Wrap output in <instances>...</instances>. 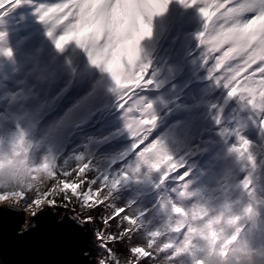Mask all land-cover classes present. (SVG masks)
Returning <instances> with one entry per match:
<instances>
[{"label":"rangeland","instance_id":"374dc122","mask_svg":"<svg viewBox=\"0 0 264 264\" xmlns=\"http://www.w3.org/2000/svg\"><path fill=\"white\" fill-rule=\"evenodd\" d=\"M12 11L8 15L14 18ZM178 23L176 14L163 20L153 28L152 38L144 42L153 69L159 72L157 80L163 83L159 89L142 90L140 95L155 98L160 119L153 138L167 139L171 153L187 163L182 171H191L189 180L180 184L169 175L175 180L159 190L166 171L149 173L144 168L129 171L127 178L122 175L130 166L119 169L121 164L113 162L132 140L122 131L115 97L104 92V84L98 85L101 98L97 102L70 123L57 126L67 109L101 80V74L74 45L61 54L49 39L28 49V55L19 58L21 53L17 52L16 60L10 62L0 55V207L14 201L23 208V193L31 205L29 216L22 211L27 218L25 227L34 214L45 209L71 207L98 237L111 243L115 255L104 253L98 239L95 264H113L114 260L116 264H140L147 253L156 257H149L148 264H170L162 253L157 254L159 250L148 247L155 242L152 232L162 225L159 231L165 247L161 250L175 248L179 253L175 264H192L194 260L202 264H264V143L249 120L257 114L236 100L225 103L226 91L206 78L207 69L196 55L194 32H186L178 44L173 32ZM8 46L5 43L0 48ZM69 59L71 66L66 62ZM181 61L188 66L177 72ZM19 93L27 99L18 96L13 101ZM212 105L224 107L219 127ZM114 114L116 118L109 120ZM240 122L247 124L243 134L255 145L252 152L257 156L258 170L252 169L247 157L238 160L229 151L237 143L235 130ZM17 125L27 133L23 146L13 143ZM45 159L50 168L42 166ZM249 174L251 186L246 190L241 182ZM109 175L120 176L118 187L103 182ZM97 180L101 181L99 191L94 187ZM9 182L15 190L9 189ZM127 197L128 203L133 199L146 201L149 213L130 216L132 219L124 213L117 216L123 209L120 202ZM34 200L41 203L32 204ZM127 217L128 225L117 233L116 226ZM149 221L153 230H147ZM112 237L116 243L111 242Z\"/></svg>","mask_w":264,"mask_h":264},{"label":"snow or ice","instance_id":"6c2138e0","mask_svg":"<svg viewBox=\"0 0 264 264\" xmlns=\"http://www.w3.org/2000/svg\"><path fill=\"white\" fill-rule=\"evenodd\" d=\"M173 2L183 8H198L202 28L195 39L199 42L200 62L207 69L206 78L214 87L226 91L225 103L236 100L257 114L255 119L249 117V120L264 143V0H57L37 6L40 21L48 26L47 36L56 52L63 54L74 45L84 54L88 65L101 74V80L67 109L57 121V126L70 123L97 102L101 98L98 85L104 84V92L115 97V107L123 121L122 131L127 132L132 140L119 160L113 162L121 164L119 169L130 166L128 171L122 172L125 178L129 171L140 172L144 168L149 173L166 171L168 175L163 178L165 184L169 175L175 176L180 184L186 183L191 175L190 170L182 171L187 163L180 162L171 153L166 138H153L160 118L155 103L140 95L144 89H159L162 86L163 82L157 80L159 72L153 69V60L145 51L144 42L152 38L155 18L162 16ZM31 3L32 0H0V20L10 11ZM5 35L0 33V43L5 40ZM0 55L12 60L13 51L10 47L0 48ZM66 62L71 66L70 59ZM40 75L46 78L44 74ZM18 96L27 99L19 93L12 100L15 101ZM211 107L217 111L214 120L219 127L224 120V107ZM246 128V123H239L235 130L237 143L229 151L235 153L238 160L247 157L252 169L258 170L257 156L252 152L255 145L243 134ZM26 137L24 129L17 125L13 143L23 146ZM42 166L50 168L51 164L45 159ZM103 182H111L118 187L120 176L113 178L109 175ZM241 183L244 189H249L251 174ZM100 184V180L95 181L96 191L100 190ZM20 195L23 197V208H29L31 205L27 197L23 193ZM40 203V200L32 201V204ZM126 211L122 209L117 216ZM185 231L186 228L181 229V238ZM98 239L104 253L115 255L111 252V243L103 237ZM111 242H117L115 237ZM162 254L170 264H175L179 253L171 248ZM149 257L156 258L147 253L140 264H148ZM113 264H116L115 260ZM192 264L202 262L194 260Z\"/></svg>","mask_w":264,"mask_h":264},{"label":"water","instance_id":"95a60500","mask_svg":"<svg viewBox=\"0 0 264 264\" xmlns=\"http://www.w3.org/2000/svg\"><path fill=\"white\" fill-rule=\"evenodd\" d=\"M26 224L22 211L0 207V264L96 263L98 236L71 207L45 209Z\"/></svg>","mask_w":264,"mask_h":264},{"label":"trees","instance_id":"16d2710c","mask_svg":"<svg viewBox=\"0 0 264 264\" xmlns=\"http://www.w3.org/2000/svg\"><path fill=\"white\" fill-rule=\"evenodd\" d=\"M111 114V113H110ZM116 118V115L114 114L111 118H109V120H114ZM108 123V121H107ZM95 124V122L93 123ZM92 124V126H93ZM78 133V132H77ZM175 179L172 177L171 180L168 178V181L167 183L165 184L164 181L162 183V186H160V189L159 190H164V189H167L168 187V184L170 185ZM158 190V192H159ZM128 198H124L123 201H121V206H123V209H126L127 211L124 212V214H127L128 217L130 216H140L141 213H149L147 212L148 210L145 209V207H147L148 205L146 204V201H142V200H138V201H135L134 199L128 203ZM113 203H116V202H113ZM108 209L109 211H111V208L108 206ZM128 217L126 219L123 220L122 224L121 225H118L116 226V232L119 233V231H121L122 229H124L127 225H128ZM148 227H147V230H153L152 227L150 226V221L148 222ZM149 226L151 227L149 229ZM164 225L160 226L158 229H154V231L152 232V239L155 241L154 243L152 244H148V247H151V250H159L157 252V254L159 255V253H163V251L161 250L162 248L165 247V244L163 242V237L161 236L162 234H160V229L163 227ZM122 228V229H121ZM143 235V234H148V231L147 232H140L137 236L139 235Z\"/></svg>","mask_w":264,"mask_h":264},{"label":"bare ground","instance_id":"6f19581e","mask_svg":"<svg viewBox=\"0 0 264 264\" xmlns=\"http://www.w3.org/2000/svg\"><path fill=\"white\" fill-rule=\"evenodd\" d=\"M183 17H184L183 18L184 20H188V21L196 20L197 21L198 27H197L196 33H198L201 30V28H202V19L199 16L198 10H195L194 7L193 8H184ZM157 18L158 17H156L154 22H153V27H156L159 24V21L156 22ZM197 51H198V55L197 56H199V47H198ZM184 64L185 63L181 62L180 63V67H177L176 71L177 72H182L181 68L184 66ZM186 66H187V64H186ZM170 91H171V89L168 90V92H170ZM147 98H148L149 101H152L154 103L156 102L155 98L153 96H147Z\"/></svg>","mask_w":264,"mask_h":264},{"label":"clouds","instance_id":"9594fccd","mask_svg":"<svg viewBox=\"0 0 264 264\" xmlns=\"http://www.w3.org/2000/svg\"><path fill=\"white\" fill-rule=\"evenodd\" d=\"M15 43H16V42H15ZM15 43H12L11 48L14 46ZM17 43H18V42H17ZM17 45H18V44H17ZM17 45H16V47H17ZM8 47H10V46H8ZM16 47L12 48V50L16 49ZM0 83H1V81H0ZM9 189H10V190H15V188L12 186L11 182H9ZM6 208H7L8 210H11V211H24L25 213H27L28 216H29V214H30V213H29V210H28L27 208L17 207V206L15 205V202H14V201L11 202V203H8L7 206H6ZM31 227H32V228H35L36 225H35V224H32Z\"/></svg>","mask_w":264,"mask_h":264}]
</instances>
